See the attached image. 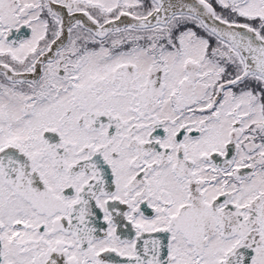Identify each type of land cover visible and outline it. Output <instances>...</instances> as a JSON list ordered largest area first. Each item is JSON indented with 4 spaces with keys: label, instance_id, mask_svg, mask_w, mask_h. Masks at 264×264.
<instances>
[{
    "label": "snow or ice",
    "instance_id": "1",
    "mask_svg": "<svg viewBox=\"0 0 264 264\" xmlns=\"http://www.w3.org/2000/svg\"><path fill=\"white\" fill-rule=\"evenodd\" d=\"M0 264H264V0H0Z\"/></svg>",
    "mask_w": 264,
    "mask_h": 264
}]
</instances>
